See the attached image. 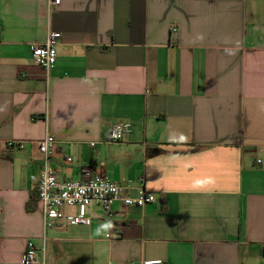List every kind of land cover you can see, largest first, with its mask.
I'll return each instance as SVG.
<instances>
[{
    "label": "crops",
    "instance_id": "0c3cea01",
    "mask_svg": "<svg viewBox=\"0 0 264 264\" xmlns=\"http://www.w3.org/2000/svg\"><path fill=\"white\" fill-rule=\"evenodd\" d=\"M49 31L47 72L31 45ZM47 134L60 178L91 166L155 202L45 228ZM28 240L38 264H264V0H0V264Z\"/></svg>",
    "mask_w": 264,
    "mask_h": 264
},
{
    "label": "built area",
    "instance_id": "2783aa9c",
    "mask_svg": "<svg viewBox=\"0 0 264 264\" xmlns=\"http://www.w3.org/2000/svg\"><path fill=\"white\" fill-rule=\"evenodd\" d=\"M61 0H49V5L55 7ZM62 34L59 31H49L44 41L31 45L32 59L35 64L50 72L57 62L58 46ZM130 129V123L116 122L110 132V140L118 143L124 139ZM57 139L53 134H47L38 141L43 157V166L37 174L31 175V181L36 184L38 199L44 218V226L86 225L93 221L92 210L101 207L107 219L113 216V204L117 201L125 205L144 206L153 203L156 197L150 193L142 180L137 187L121 185L112 181L91 166L80 168L76 179H62L52 166L51 158L55 152ZM94 144V143H92ZM9 147L23 148V140H8ZM68 161L72 158L68 157ZM261 162V159H258ZM136 189V196H125L124 191ZM71 210V211H68ZM38 248L33 240H28L22 257V264H38ZM127 264H135L128 262ZM139 264H165L163 259L143 260Z\"/></svg>",
    "mask_w": 264,
    "mask_h": 264
}]
</instances>
